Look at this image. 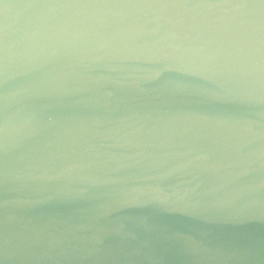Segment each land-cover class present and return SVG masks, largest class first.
Instances as JSON below:
<instances>
[{
  "label": "water",
  "instance_id": "1",
  "mask_svg": "<svg viewBox=\"0 0 264 264\" xmlns=\"http://www.w3.org/2000/svg\"><path fill=\"white\" fill-rule=\"evenodd\" d=\"M0 264H264V0H0Z\"/></svg>",
  "mask_w": 264,
  "mask_h": 264
}]
</instances>
